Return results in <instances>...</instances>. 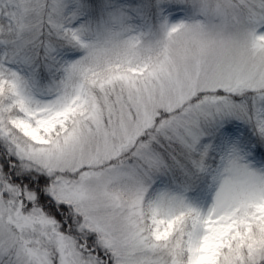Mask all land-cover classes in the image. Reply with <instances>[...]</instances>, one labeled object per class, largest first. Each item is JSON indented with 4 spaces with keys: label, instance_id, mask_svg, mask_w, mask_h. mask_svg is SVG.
Here are the masks:
<instances>
[{
    "label": "snow or ice",
    "instance_id": "6c2138e0",
    "mask_svg": "<svg viewBox=\"0 0 264 264\" xmlns=\"http://www.w3.org/2000/svg\"><path fill=\"white\" fill-rule=\"evenodd\" d=\"M0 264H264V0H0Z\"/></svg>",
    "mask_w": 264,
    "mask_h": 264
}]
</instances>
